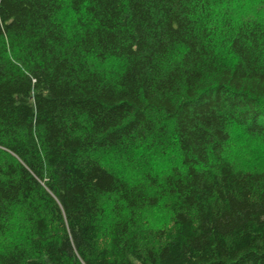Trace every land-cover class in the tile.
I'll list each match as a JSON object with an SVG mask.
<instances>
[{"label": "trees", "instance_id": "trees-1", "mask_svg": "<svg viewBox=\"0 0 264 264\" xmlns=\"http://www.w3.org/2000/svg\"><path fill=\"white\" fill-rule=\"evenodd\" d=\"M250 6L0 0V264H264V167L228 156L264 144Z\"/></svg>", "mask_w": 264, "mask_h": 264}, {"label": "rangeland", "instance_id": "rangeland-1", "mask_svg": "<svg viewBox=\"0 0 264 264\" xmlns=\"http://www.w3.org/2000/svg\"><path fill=\"white\" fill-rule=\"evenodd\" d=\"M241 15L245 16H255L256 13H259L261 18H264V9L258 10L256 8L252 9V6L246 9H241ZM237 141V142H236ZM233 148L230 149L228 156L231 159H236V164L241 167H264V144L247 138L243 136L242 133L236 132L233 133L232 137ZM170 158V157H169ZM158 167L163 170L168 164V159L159 158L156 160ZM170 162V161H169ZM168 222V216L164 212L155 211L152 215L151 223L154 225H162ZM15 232L10 235L8 238L10 240L15 239ZM2 246L0 241V247Z\"/></svg>", "mask_w": 264, "mask_h": 264}]
</instances>
